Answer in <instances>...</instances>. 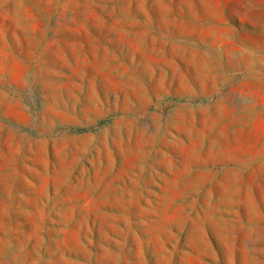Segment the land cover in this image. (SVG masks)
I'll return each mask as SVG.
<instances>
[{
	"label": "rangeland",
	"instance_id": "374dc122",
	"mask_svg": "<svg viewBox=\"0 0 264 264\" xmlns=\"http://www.w3.org/2000/svg\"><path fill=\"white\" fill-rule=\"evenodd\" d=\"M0 264H264V0H0Z\"/></svg>",
	"mask_w": 264,
	"mask_h": 264
}]
</instances>
